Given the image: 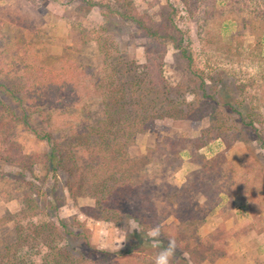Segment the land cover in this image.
<instances>
[{
    "label": "rangeland",
    "instance_id": "obj_1",
    "mask_svg": "<svg viewBox=\"0 0 264 264\" xmlns=\"http://www.w3.org/2000/svg\"><path fill=\"white\" fill-rule=\"evenodd\" d=\"M184 4L198 75L189 71L172 44L149 45L134 19L123 16H148L161 24L171 11L167 0H0L2 83L9 87L18 83L26 63L56 70L75 64L85 78L75 95L54 106L39 110L29 102L33 126L51 132L60 150L68 153V146L86 128L90 135L85 144L94 145L106 133L101 123L108 119L105 106L113 104L111 84L117 87L122 82L130 89L136 75L145 79L147 102L156 100L166 108L174 101L185 111L158 120L152 131L128 146L129 160L140 167L138 177L126 172L134 166L128 162L118 182L103 183L106 194L101 200L123 208L119 224L93 217V197L80 196L66 205V174L52 183L49 196L40 198L44 205L56 200L59 214L76 235L87 231L92 246L81 236L71 238L87 264H155L170 240L176 242L171 264H264V0ZM150 55L151 62L160 58L168 65L165 78L158 70L148 74L137 68ZM114 67L122 79L109 78ZM99 79L104 89L93 86ZM125 98L129 112L133 99L129 93ZM0 103L3 117L15 121L22 116L23 111L1 92ZM28 134L17 144L22 154H16L20 162L15 167L3 160L15 141L0 145V189L7 186L3 184L11 171L27 174L47 193L48 170L44 166L28 170L21 164L22 155L30 150ZM46 147L41 144L43 153ZM85 147L81 155L89 162L91 152ZM10 183L12 190L17 183L15 179ZM34 189L30 186L29 193ZM113 190L110 197L108 191ZM116 190L124 194L119 196ZM21 208L19 201L0 195V264L17 237L14 222L6 217ZM194 218L198 228L188 227ZM157 227L160 243L153 247L148 234Z\"/></svg>",
    "mask_w": 264,
    "mask_h": 264
},
{
    "label": "trees",
    "instance_id": "obj_2",
    "mask_svg": "<svg viewBox=\"0 0 264 264\" xmlns=\"http://www.w3.org/2000/svg\"><path fill=\"white\" fill-rule=\"evenodd\" d=\"M167 1L171 11L168 18L160 19L161 24L154 18H147L148 16L139 17L131 14H123V16L134 19L139 29L144 32L145 37L149 39V45L156 43L166 47L168 43L172 44L178 50L180 56L186 60L189 71L193 75H198L199 69L194 55V43L189 26V13L186 11L187 7H184L185 0ZM150 58H153V56H146V64H142L140 68L139 63L137 68L141 69V72L143 70L145 72V69H147L148 74L151 71L158 70L161 72L162 78H165L164 73L168 65L163 59L157 58L155 59L156 62L153 63ZM22 70V77L13 87L1 82L0 73L1 94L10 98L18 111H23L22 116L17 117L15 121L0 114V145L2 146L6 141L7 143L15 141V144L10 146L11 149L9 151L7 149V155L3 160L10 167H15L20 162L16 159V154L18 152L22 154V149L17 144H20L21 138L29 133L31 135L28 134L31 142L29 143L30 150L22 155L21 164L24 163L25 169L28 170L44 166L49 172L48 176L51 182L46 186L47 193L41 192L42 187L35 185L34 179L28 177L27 174L19 173L17 176L16 173H11V171L7 173L6 177L8 179L3 184L4 186L7 184V186L0 189V195L7 201H19L22 208L17 214L7 215L6 217L7 221L14 222L17 237L5 249L2 255L5 261L1 264H87L88 259L77 254L78 247L71 245V238L72 240H79L81 236L83 243L92 246L87 231L85 232V229H83L80 236L76 235L75 231L70 229L65 219L59 214L56 200H49L51 204L44 205L43 200H40V198L49 196L52 183L58 181L59 175L66 174L68 176L64 195L66 205H71V202L76 201L77 197L80 196L93 197L96 200V208L94 207L91 210L94 212V214L92 213L94 216H92L96 219L118 222L119 224L123 208H118V205L107 204L101 200L106 194L104 185L108 179L118 182L120 178H117V176H124L128 162L131 166H134L126 172L138 177L140 167L137 163H131L132 161L129 160L128 146L134 145L140 136L152 131L158 120L167 117L175 118L177 113L178 116H181L182 112L185 111L179 105H175L174 101H169L166 108L163 105L159 106L156 100H153L152 104L147 102L145 93L148 92V89L145 87L144 77L139 75H136L135 79L132 80L130 89L127 86V90L123 87L122 82L117 85L118 89L116 84L112 83L109 98L112 99L113 104L110 107L105 106L108 119L101 123L106 133H103L104 135L95 141L94 145L93 142L85 144V138L90 135L88 128H86L84 134L79 133L75 140L76 143L68 146L69 152L66 153L59 149V141L54 138L51 132H40L33 126L31 121L33 115L30 113L31 106L29 102L39 110L42 107L54 106L56 103L63 102L67 96L75 95L81 89L85 78L75 64L64 65L61 69L56 70L52 67L26 63ZM113 72L114 74L109 78L113 79L121 74L117 67H114ZM120 77L122 79V75ZM93 86L98 89L105 88L102 79H99ZM127 93L131 94L133 99L132 105L130 104L132 110L129 112L125 109L127 103H129L125 98ZM184 102L185 106H188L186 99ZM171 103L174 107L169 108ZM253 125V123H250L248 126L256 131L257 127ZM32 136L33 140H31ZM41 144L47 146L44 153L40 148ZM90 144L93 146L91 147ZM86 145H88V150L91 152L89 162L84 161L85 155H81V152L87 151ZM75 147L77 150H75ZM8 152L10 153L8 154ZM31 152H34L33 161L35 162L32 161L33 163L29 164ZM10 176L12 177L9 178ZM12 178L16 180L17 185H15V188L11 186L13 188L11 190L8 185L11 184L10 181L13 182ZM30 186L35 188L33 193L28 191ZM120 187L122 189V186ZM113 192L114 190L112 192L108 191L110 197L114 196ZM117 192L119 196L124 194L120 190ZM133 194L135 196V192ZM197 220L198 218H194V221H191L188 227L198 228ZM93 248L96 247L93 246Z\"/></svg>",
    "mask_w": 264,
    "mask_h": 264
},
{
    "label": "clouds",
    "instance_id": "obj_3",
    "mask_svg": "<svg viewBox=\"0 0 264 264\" xmlns=\"http://www.w3.org/2000/svg\"><path fill=\"white\" fill-rule=\"evenodd\" d=\"M152 237V246L157 247L160 243L158 237L160 236V229L157 227L148 234ZM176 242L170 240L168 246L161 252H159L155 258V264H171V259L175 254Z\"/></svg>",
    "mask_w": 264,
    "mask_h": 264
}]
</instances>
